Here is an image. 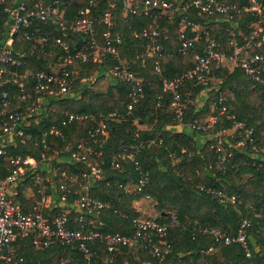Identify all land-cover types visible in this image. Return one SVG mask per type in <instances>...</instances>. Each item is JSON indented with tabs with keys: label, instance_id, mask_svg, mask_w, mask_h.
I'll return each mask as SVG.
<instances>
[{
	"label": "trees",
	"instance_id": "16d2710c",
	"mask_svg": "<svg viewBox=\"0 0 264 264\" xmlns=\"http://www.w3.org/2000/svg\"><path fill=\"white\" fill-rule=\"evenodd\" d=\"M58 1L60 7L66 9L68 17L85 5L90 6V16L94 17L114 0H92L91 4H89L90 0ZM227 1H234L240 5L250 3V0ZM116 2L118 7L111 30L120 35V55L129 61L137 74L143 76L145 97L135 104L131 114H127V93L130 88L128 82L116 79L117 81L106 84L101 91L81 88L80 93L74 97L72 94L54 101L47 114L36 118L31 117L25 129L31 132L33 139L26 144L19 142L15 149H12V153L29 154L38 159L42 146L35 145L34 142L40 140L41 134L46 132V139L50 146L45 150L46 153L51 154L55 148L60 157L59 161H53L55 166H61L58 174L53 176V183L56 186L62 182L68 183V180L62 176V170H65L67 176L77 175V180L81 184L87 183L88 181L82 176V172L88 170L87 167L81 162L71 161L66 147L91 139L89 135L91 125L95 121L103 120L107 135L98 132L94 135L97 140L90 143L94 150L100 153L96 158L102 168V176L98 179L91 176L86 189L80 184L76 185L80 192L89 193L91 196L111 203V207L104 209L101 213L102 228L109 232L132 234L133 219L138 214L132 202L143 195L155 200L158 221H165L170 211L176 213L179 225L168 229L167 239L170 249L166 253L162 252L163 256L157 257L151 255L148 250L141 251L139 248L122 246L119 251L113 253V261L109 263L104 260L107 253L103 244L93 240L90 245L93 250L94 264H140L137 256L150 260L154 264H264V156H259V152L264 148V107L250 104L244 95L248 83L257 85L263 92L264 85L252 80L241 67H234L232 70L225 67L218 69L215 77L219 81L216 84H211L213 79H208L206 84L187 79L182 83V96L186 106L181 118L177 117L168 107L172 97L163 90L161 81L162 78L175 77L192 67L191 55L201 50V42L190 48L186 54L179 53L176 45L180 15L171 19L162 17L159 22L166 26L170 35V40L164 45L171 49V53L163 52L161 56L154 55L158 59L160 71L155 70L151 57L142 65L141 58L136 55L145 54V39L135 37L132 30L147 25L151 17L133 13L123 16V0H116ZM14 5L13 0H3L0 3V30L4 33H7L12 25V19L5 8H11ZM189 16L199 26H208L210 36L220 43L221 50L226 54L231 53L234 47L230 42L232 38L230 32H233L234 39L241 45L244 43L242 34H250L252 28L248 25L258 18L254 12H240L236 17V26L231 29L226 21L213 20L217 17L221 18V15L205 16L190 10ZM105 29L106 27L102 24L95 25L96 42H101ZM63 33L57 22L44 23L33 20L21 26L14 34L15 52L24 53L25 64L19 70L52 71L58 66V56L63 53L52 40L40 46L27 38V35L62 36L73 53L89 44V35L73 32L63 35ZM3 38L4 36L0 38V41ZM258 50L260 49L252 48L250 52ZM104 58L105 55H100V58L95 61L75 59L72 64L67 65V68L73 70L74 75L79 74V77H89L91 74L97 77L107 73L106 70L112 63L111 58ZM226 87L232 89L234 100H227L224 94ZM205 90L207 91L205 103L197 109L196 105L189 101ZM220 96H223L222 103L227 106V112L222 114L219 112ZM187 97L189 100L186 99ZM209 104L213 105L216 116L214 125L205 130L191 127L189 122L194 120L198 123L203 122V113ZM228 104L232 105V108H229ZM114 111L119 114L112 116ZM69 112L87 116L73 118L64 123L66 113ZM227 115H233L234 119L240 121L243 129L252 130L253 142L258 149L254 150L248 140L244 146H233L239 138L235 129L231 134L230 143H227L224 133V145L231 154L225 170H220L215 163V152L210 148V143L214 131L233 127L232 119ZM138 123H145L148 127L139 128ZM179 123L187 125L192 133L166 128ZM52 124L56 125L59 134L48 132ZM195 132L209 137L200 148L193 138ZM149 140L153 142L149 143ZM130 144H136V149L128 148ZM124 151L133 152L134 158H123L121 155ZM113 155L118 157L119 166H112ZM134 160L138 161L140 168L144 171L146 182L140 191L136 189L127 191L118 184H132L134 187L140 176ZM5 174V161L0 158V175ZM244 175L246 177L243 178ZM200 184L234 194L240 201L233 204L219 201L215 196L201 190ZM33 189L36 190V186H33ZM13 199L25 210H29L32 206L33 198L26 197L21 192ZM58 210L60 207L48 206L44 208V213L52 219ZM69 215H74L73 209ZM245 219L249 220V224L244 229L250 256H246L245 249L240 243H213L211 235L202 231V227L214 226L234 235ZM72 225L75 226L76 223ZM24 241L26 243L23 260L18 264L54 263L60 255L67 252L73 256L69 264L84 263V258L79 251L57 241L43 249H35L31 244L30 236ZM212 244H214L213 249L206 251Z\"/></svg>",
	"mask_w": 264,
	"mask_h": 264
},
{
	"label": "built area",
	"instance_id": "2783aa9c",
	"mask_svg": "<svg viewBox=\"0 0 264 264\" xmlns=\"http://www.w3.org/2000/svg\"><path fill=\"white\" fill-rule=\"evenodd\" d=\"M13 1L15 2L13 7L5 8L12 19V25L7 33L0 30V38L4 36L0 41V158L5 161L6 169V174L0 175V264H18L19 261H22L26 243L24 239L28 236H30L31 244L35 249H43L55 241L76 249L84 258L83 264H94L92 261L93 250L90 245L93 240H98L103 244L107 253L104 260L109 263L113 261V253L119 251L122 246L139 248L141 251L148 250L151 255L157 257L163 256L162 252L166 253L170 249L167 239L168 229L179 225L174 211L168 212L165 221H158L156 217L150 216L134 218L132 234L105 231L101 229L100 216L104 209L111 207V203L91 196L89 193L80 192L76 186L80 184L82 188L86 189L91 176L95 179L102 176V168L96 158L100 153L94 150L90 143L97 140L94 135L98 132L107 135L106 124L103 120L95 121L91 125L89 129L91 139L82 140L74 146L66 147L71 161L81 162L87 167L88 170L82 172L87 183L78 182L77 175L67 176L65 170H62V176L68 180V183L62 182L57 186L53 183V176L58 173L59 166L54 169L49 165L59 157L58 150L55 148L51 154L46 153L45 150L50 148L46 132L41 134L40 140L34 142L35 145L42 146L38 159L29 154L12 153V149H15L19 142L26 144L33 139L31 132L25 129L30 123L31 117L36 118L47 114L54 101L73 94L75 91L74 71L68 69L67 65L72 64L75 59L95 61L100 58V55H105L104 59H112L106 72L113 78L130 84L127 93V114H131L135 104L145 97L143 76L137 74L129 61L120 55V35L111 30V26L115 23L118 3L116 0L112 1L94 17L90 16L89 5L81 6L72 16L68 17L66 9L60 7L58 0ZM1 2L3 0H0ZM91 3L92 0L89 1V4ZM123 3V16L133 13L151 17V21L147 25L132 30L135 37L145 39V54L143 56L136 55L141 58L142 65L151 57L155 70L160 71L158 59L154 55L161 56L163 52L171 53V49L164 45L166 41L170 40V35L166 26L159 22L162 17L171 19L180 15L176 45L179 53L186 54L190 48L201 42V50L195 51L191 55L192 67L175 77L162 78L161 81L163 90L172 97L168 107L177 117L181 118L186 106V101L182 96V83L187 79H193L195 82L203 84H206L208 79L218 82L219 79L215 77L218 69L225 67L232 70L234 67H241L252 80L264 85L263 0H250V3L243 5L227 0H123ZM190 10L205 16L221 15V18L217 17L213 20L226 21L231 29L236 26V17L240 12H254L258 18L248 25L252 28L250 34H242L244 43L241 45L234 39L233 32H230L232 35L230 42L234 47L231 53L226 54L221 50L220 43L210 36L208 26L201 27L190 18ZM33 20L44 23L57 22L61 30L64 31L63 35L67 32L89 35V44L73 53L62 36L27 35V38L32 39L40 46L52 40L62 49L63 53L58 56V66L54 67L52 71L35 69L20 71L19 68L25 64L24 53L15 52L14 34L21 26H25ZM96 24L106 27L100 43L96 42L94 38ZM252 48L260 50L250 52ZM186 99L189 100L188 97ZM222 100L223 96H220L219 112L221 114L227 112V106L222 103ZM117 114L119 113L114 111L112 116ZM86 116L69 112L66 113L63 122ZM227 117L232 119L233 127L239 135L233 146H244L248 140L252 148L257 150L258 148L253 142L252 130L243 129V124L234 119L233 115H227ZM215 122L216 117L211 116L201 123L194 120L188 124L195 129L205 130L212 127ZM48 132L59 134L58 128L54 124L50 125ZM224 133V129L214 131L210 143V148L215 152V163L220 170H225L231 154V151L225 148ZM148 142H153V140ZM136 147V144L128 145V148L132 150ZM121 156L134 158L131 151H124ZM134 163L140 171V176L134 187L132 184H118L119 187L127 191H130V187L140 191L146 182V175L138 161L134 160ZM111 164L119 166L118 157L113 155ZM42 165H46V168H43ZM29 184L32 187L36 186L37 189L32 194L31 208L25 210L18 202L14 201L13 197L21 192V188H26L25 186L28 187ZM199 188L222 202L233 204L240 201L236 195L212 186L200 184ZM52 191L57 193L54 194ZM48 206L60 207L52 219L44 213V208ZM72 209L74 215H69ZM73 223L76 225L73 226ZM248 224L249 220H243L234 235L214 226L202 227V231L211 235L213 243H240L245 249L246 256H250L244 229ZM213 247L214 244L209 246L206 251H211ZM137 258L140 264H154L150 260L139 258V256ZM71 260H73V256L67 252L60 255L56 262L44 264H69ZM36 264L43 263L37 262Z\"/></svg>",
	"mask_w": 264,
	"mask_h": 264
},
{
	"label": "rangeland",
	"instance_id": "374dc122",
	"mask_svg": "<svg viewBox=\"0 0 264 264\" xmlns=\"http://www.w3.org/2000/svg\"><path fill=\"white\" fill-rule=\"evenodd\" d=\"M52 66L54 67V64H52ZM114 81H117V80L115 78L111 77L107 73H102L100 76H97V77L92 75V74H91V77H88V76L87 77H85V76L79 77V74H75L74 75V82H75L74 85H75L76 90L72 96L74 97L76 94H79L81 91V88H85L86 90L101 91V89L106 84H108L110 82H114ZM216 83L217 82L213 81L211 84H216ZM205 92H207V91L205 90ZM224 94H225L227 100H234V94H233V91L231 88L226 87L224 89ZM244 95L250 104L257 106V107H259V106L264 107V92L257 85L248 83L246 86ZM189 102L194 103L196 106H200V104H201L200 97H198V96H195V98L190 99ZM228 107L232 108V105H229ZM213 110H214V108L211 107L207 111V115L208 114L210 116H212V114L214 115ZM233 129H234V127H233ZM230 135H231V133L226 134L227 143H230V141H228V138H227V136H230ZM259 156L260 157L264 156V148L259 152ZM59 159H60V157H59ZM59 159L57 161H59ZM49 167H53L54 169H57L54 162H52L49 165ZM63 167L66 168L67 165H63ZM59 168H61V166H59ZM244 177H246V176L244 175L243 178ZM25 187L26 188L23 187L20 189L21 193L29 195V196L35 193V190L33 189V187L30 184L28 187L27 186H25ZM131 188L132 187H130V190H131ZM56 193L57 192L54 191V194H56ZM132 205L135 208V210L138 212L136 217H147V216L157 217L158 216V212L155 208V200L152 197L144 196V195L140 196L138 199H136L132 202ZM101 229L104 230L102 228V225H101Z\"/></svg>",
	"mask_w": 264,
	"mask_h": 264
},
{
	"label": "crops",
	"instance_id": "0c3cea01",
	"mask_svg": "<svg viewBox=\"0 0 264 264\" xmlns=\"http://www.w3.org/2000/svg\"><path fill=\"white\" fill-rule=\"evenodd\" d=\"M197 96L200 97V101H201L200 106H196L197 109H199L205 103L207 94H206L205 91H201L200 93H198ZM211 107L213 108V105L209 104L208 107L206 108L205 112L203 113V121L207 120L209 117H211L209 114L207 115V111ZM212 117H216L215 114L214 115L212 114ZM138 127L139 128H143V127H148V125L145 124V123H142V124L138 123ZM166 128L170 129V130H174V131H182V132L187 131V132L192 133L191 129L187 125L180 124V123L176 124V125H173V126H167ZM233 131H234L233 127L225 128V134H228V133L232 134ZM230 137H231V135L227 136L228 141L231 140ZM193 138L195 139V141L197 142L198 147L200 148L203 144H205V142H207L209 137L206 134H201V133L195 132V133H193ZM225 138H226V136H225ZM42 167L46 168V165H42ZM27 197L32 198V195H30V196L28 195Z\"/></svg>",
	"mask_w": 264,
	"mask_h": 264
}]
</instances>
